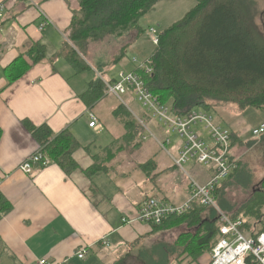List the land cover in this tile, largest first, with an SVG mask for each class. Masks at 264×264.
I'll use <instances>...</instances> for the list:
<instances>
[{
  "label": "crops",
  "instance_id": "obj_1",
  "mask_svg": "<svg viewBox=\"0 0 264 264\" xmlns=\"http://www.w3.org/2000/svg\"><path fill=\"white\" fill-rule=\"evenodd\" d=\"M1 3L6 8L0 17V193L11 210L0 219V264H37L42 260L48 264H120L135 246L137 232L147 229L148 233L149 227L153 230L144 223L121 222L122 218H134L143 200L156 198L144 197L142 190L179 204L188 197V185L172 167L150 163L142 174H158L155 186H147L148 177L143 180L131 162L124 160L148 156L149 149L139 145L128 154L125 149H113L122 137L109 146L93 140V133L103 131L99 115L93 113L102 103L86 107L79 96L89 79L79 78L64 59L55 57L66 43L77 0ZM45 18L48 24L40 31ZM34 44L46 50L45 59L37 64H31L26 54ZM17 65L29 67L11 80V70ZM90 114L97 120V131L88 126ZM84 118L87 125L81 122ZM26 120L36 128L47 126L53 136L68 130L76 139L80 146L72 154L75 168L68 175L52 161L28 175L17 169L41 149L23 127ZM96 162L103 163L104 170L90 174ZM124 168L126 175L113 174ZM135 180L141 181V189L134 187ZM158 233L152 231L147 237ZM103 239L107 248L100 244ZM82 249L88 253L84 260H78L75 254Z\"/></svg>",
  "mask_w": 264,
  "mask_h": 264
},
{
  "label": "trees",
  "instance_id": "obj_2",
  "mask_svg": "<svg viewBox=\"0 0 264 264\" xmlns=\"http://www.w3.org/2000/svg\"><path fill=\"white\" fill-rule=\"evenodd\" d=\"M157 1L77 0V9L72 11L66 43L55 57L64 59L77 74L89 71V66L83 62L82 57H86L90 44L106 37H120L132 30L138 31V20ZM246 2L247 0H196L193 9L158 37L156 49L148 59L152 74L144 75L140 68L132 72L141 77L145 88L157 97L160 104L169 105L176 115H184L194 109L209 112L211 102L234 105L239 111L248 108L264 110V35L254 25L252 2ZM124 52L125 49L121 57ZM26 54L31 64H37L45 59L46 50L43 45L34 44ZM25 67L21 69L17 65L11 68L13 75L9 78H19V71ZM104 93L105 85L96 77L87 83L86 90L79 98L86 107L92 108L104 97ZM112 115L125 129L121 139L131 145L141 135L143 128L122 105L114 109ZM22 125L38 143L42 154L65 174L68 175L75 168L72 154L80 145L68 130L53 136L45 125L36 128L27 120ZM238 140L237 134L232 133L233 147ZM139 145L134 144L132 149ZM110 153L111 151L108 156ZM93 159L96 161V157ZM102 164L96 162L90 174L103 171ZM150 165L147 162L137 168L145 172ZM234 174L235 170L226 181ZM220 187L215 192V199ZM258 187L240 212L228 215L232 219L246 218L241 231L256 235L264 234V223L260 222L262 215H259L264 208V178ZM208 209L211 210L209 216L203 217ZM10 210L11 205L0 193V219ZM241 212L244 214L239 217L238 213ZM215 215L218 217V213L212 208L195 205L189 213L171 217L161 225L151 227L155 231L174 221L193 228L194 234L183 243L182 252L195 262L207 251L210 253L218 241L219 225ZM248 216L254 217L258 222L252 226L248 223ZM247 263L252 264L250 259ZM153 264H169L168 258L163 257Z\"/></svg>",
  "mask_w": 264,
  "mask_h": 264
},
{
  "label": "rangeland",
  "instance_id": "obj_3",
  "mask_svg": "<svg viewBox=\"0 0 264 264\" xmlns=\"http://www.w3.org/2000/svg\"><path fill=\"white\" fill-rule=\"evenodd\" d=\"M250 1L254 8V12L251 14L254 25L258 28L259 33L264 35V0ZM195 5L196 0H158L138 20V31L132 30L120 37H106L101 41L90 44L91 46L87 50L86 57H82L83 62L89 66V71L79 73V78L84 76L91 81L97 77L102 82L103 80L108 82L116 79L120 72H132L141 64H145L156 49L153 39L159 37L165 29L181 20ZM150 30H152V33ZM124 49L125 54L121 57ZM49 51L47 52L48 55ZM122 100L119 101L115 96L108 95L105 92L104 97L94 104L96 106L100 102L102 103L93 113L99 115L103 131L100 135L93 133V140H96L97 143H103L104 146H109L110 142L117 138L120 139L125 134L123 125L111 114L112 109H116L119 105H122L130 112L132 119L136 122H138L137 118L143 121L147 130L164 146V148H161L155 139L149 137V133L143 128L141 135L137 136L131 145H127L125 140L121 139L113 148L114 150L125 149V153L129 154L131 151L137 150L138 147L135 146L134 150L132 147L134 144L139 143L142 145L141 149H149L148 156L143 155L141 159L124 160L131 162L135 169L134 172L141 173L143 180H146L145 177H148V180H146L147 186H149V183L155 186L158 172L155 171L152 175L149 174V171L146 175L142 174V171L136 167L137 163L145 164L149 162L161 168L172 167L173 173H176L179 180L188 185V188L191 180L202 183L207 177L211 176L210 166L208 165L202 166L189 163L183 166V170H175L172 159L178 157V148L181 146V140L178 135L162 128L156 121L144 116L134 98L123 96ZM209 105V109L211 110H209V113L213 116L215 122L228 131L237 134L239 138L231 151L233 160L236 162L235 174L228 181L224 180L221 182L223 184L226 181L220 187L216 198L218 207L213 209L216 213L221 212L232 216L240 212V209L248 201L253 192L259 188L258 185L264 178V134L260 137L252 135L254 129L264 124V110L248 108L244 111H239L234 105L212 102ZM99 111H102V113L97 114ZM81 122H84L86 125L88 124L86 118L82 119ZM143 135L148 137L146 141H142ZM203 135L205 137V134ZM167 140L168 144H166ZM207 144H210V142H207ZM127 173L125 168L113 172L114 175L121 174V176ZM135 181L138 185L135 184L134 187L141 189V181ZM143 192H145L144 197L152 196L159 200L162 197L160 195L147 194L148 190H142L141 193L143 194ZM210 211V209L206 210L203 217H208ZM238 214L241 217L244 213ZM259 215H262L260 222L264 223V208L260 211ZM216 217L217 215H215ZM248 219V223L250 222L252 226L258 222L254 217L248 216ZM243 220L247 219L243 218ZM152 231L149 227L148 233L147 229H141L137 232L139 236L134 240L137 241L134 244L135 246L132 247L131 251L123 258L120 264H153L158 263L163 257L168 258L169 264H210L209 251L204 253L195 262L192 261L193 259L190 256L183 254V243L190 240L195 231L185 223L173 221L170 225L157 229L159 233L154 235V237H147ZM246 233L250 234L249 232Z\"/></svg>",
  "mask_w": 264,
  "mask_h": 264
},
{
  "label": "built area",
  "instance_id": "obj_4",
  "mask_svg": "<svg viewBox=\"0 0 264 264\" xmlns=\"http://www.w3.org/2000/svg\"><path fill=\"white\" fill-rule=\"evenodd\" d=\"M5 8V4L1 3L0 17ZM47 24L48 20L45 18L39 30H43ZM150 32L152 33V30ZM153 44L155 46L158 44V37L153 39ZM138 68L143 70L144 75L152 74L148 61ZM103 83L106 94L115 96L119 101H123V96L134 98L144 116L178 135L181 146L178 148V157L172 159L175 168L183 170L184 165L195 163L202 166L208 165L211 170V176L205 183L191 180L188 197L183 202L172 204L155 198L146 199L138 206L135 217L131 220L122 218V224L140 222L150 226H159L171 217L189 213L195 205L216 209L215 192L222 185L221 182L235 170L236 162L231 155L232 132L217 124L213 116L203 109H194L184 115L174 114L169 105L160 104L157 97L145 88L141 77L133 72H120L116 79L108 82L103 80ZM136 120L149 133V137H153L156 143L164 148L163 144L147 130L144 122L138 118ZM88 126L96 131L100 129L92 114L89 115ZM263 134L264 124L252 131L255 137ZM141 139L146 141L148 137L143 135ZM51 163V160L42 154L41 149H38L17 169L28 175L35 169L48 167ZM242 224L241 218L232 219L224 213H218L219 238L210 252V264H248V259L252 264H264V234L242 232ZM100 244L108 247L105 239L101 240ZM87 253V249H82L75 255L78 260H84ZM37 264H48V262L42 260Z\"/></svg>",
  "mask_w": 264,
  "mask_h": 264
}]
</instances>
